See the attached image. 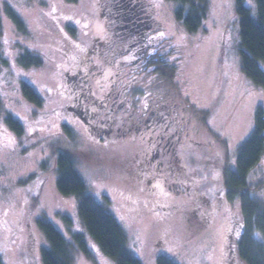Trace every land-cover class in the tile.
<instances>
[{
	"label": "rangeland",
	"instance_id": "1",
	"mask_svg": "<svg viewBox=\"0 0 264 264\" xmlns=\"http://www.w3.org/2000/svg\"><path fill=\"white\" fill-rule=\"evenodd\" d=\"M134 1L145 2L148 10L141 15L163 37V48L151 51V58L170 56L174 69L168 77L151 69V78L158 73L155 78L165 82L150 83V91L172 97L187 125L184 140L203 150L189 153L190 167L180 174L150 163L149 135L133 128L126 107L119 110L130 98L126 86L131 85L119 82L132 66L125 55L113 58L112 6L108 17L107 4L100 0H0V253L5 264H44L42 252L49 243L41 220L71 240V264H116L87 231L78 199L57 190L60 149L76 157L89 194L117 217L128 232L131 251L144 264H157L162 255L178 264H245L234 234L243 233L245 224L242 197L229 196L226 177L255 129L264 90L253 87L241 70L236 0H196L210 12L205 32L197 34L178 20L177 1ZM8 9L22 17L26 31L12 21ZM78 60L85 63L81 77L86 82L66 83ZM23 83L38 91L42 106L27 99ZM10 116L23 119V135L7 125ZM208 166L222 172L210 176ZM196 173H210L198 183L202 194L220 187L227 191L206 211L192 214L189 209L201 201L155 191L187 182ZM248 185L250 197L264 205V155ZM75 236H81L87 252Z\"/></svg>",
	"mask_w": 264,
	"mask_h": 264
},
{
	"label": "trees",
	"instance_id": "2",
	"mask_svg": "<svg viewBox=\"0 0 264 264\" xmlns=\"http://www.w3.org/2000/svg\"><path fill=\"white\" fill-rule=\"evenodd\" d=\"M144 1V0H142ZM180 5L176 16L182 21L190 34L205 32L210 12L197 5L196 0H171ZM207 2V0H205ZM204 1V3H206ZM120 7L113 12L121 19L135 16L134 12L125 11L129 0H116ZM124 6V8H123ZM190 6L188 13L185 8ZM145 13V2L139 5ZM150 9V8H149ZM12 21L21 31H26L22 17L8 9ZM106 16H110L108 12ZM235 20L239 26L241 70L251 85L264 90V2L262 0H236ZM157 31L160 32L158 29ZM28 67L32 62L26 58ZM159 69L161 65L159 64ZM164 75L172 74L174 69L163 67ZM23 92L27 99L36 106H42L43 98L29 83H23ZM7 125L15 134H24V121L20 117L10 116ZM264 155V108L256 114V124L250 138L240 147L236 169L226 177V187L231 198L241 196L242 212L245 218L242 242L237 243L238 256L245 264H264V205L250 197L249 175L260 163ZM77 159L69 151L60 149L57 153L55 170L58 174L56 187L64 196H74L79 202V216L87 231L100 246L102 251L116 264H144L129 247V235L117 217L106 206L89 194L87 183L77 168ZM67 222L70 219L65 218ZM69 224V223H68ZM40 229L48 240V247L42 252L44 264H71L73 244L58 227L47 220L39 222ZM258 234V235H257ZM83 252L87 246L81 236L74 239ZM0 264H5L0 253ZM157 264H178L166 255L158 257Z\"/></svg>",
	"mask_w": 264,
	"mask_h": 264
},
{
	"label": "flooded vegetation",
	"instance_id": "3",
	"mask_svg": "<svg viewBox=\"0 0 264 264\" xmlns=\"http://www.w3.org/2000/svg\"><path fill=\"white\" fill-rule=\"evenodd\" d=\"M100 1L101 5L103 3L104 6L107 4L105 7L108 13V9L112 6L113 12L117 14L120 6L116 4V0H110L109 2L107 0ZM139 5L134 0H129V3L125 4L124 10L129 11V13L134 12L135 16L121 19L118 15H115L110 19V24L113 26L112 35L110 34L113 37L112 42H110L113 45V58L125 55V58L131 60L132 66L130 74L125 77L126 79L119 82L131 83V85L126 86L129 90L130 98L119 107V110L122 107H126V111L130 112L133 128L137 132L142 133L140 135H149L151 147L149 148L148 159L150 163L156 168H165L173 175L180 174L183 169L187 170L190 167L188 159H185L189 156V153H192V151L200 153L203 149L201 147V149L196 150L194 149L196 146L191 145L188 139L184 140L183 136L188 135L187 125L185 121H182L184 118L179 117L177 105L172 103V97L165 95L167 93L159 95V90L150 91V83L165 82L164 79L155 78L158 73L151 78L154 73L153 71L150 72V70H158V72H161L159 76L168 77L169 75H164L162 68L167 67L171 70L173 69V64L170 61V56L158 55L156 58H151L154 54L151 51H161V48H163V37L157 30L151 29L152 22H146L148 18L141 15L143 12ZM110 36L109 38L111 39ZM159 64L161 65L160 69ZM152 65L154 66L151 67ZM84 66L85 63L79 60L74 61L70 69L76 71L75 75L68 76L67 74L66 83H71V80L76 83L86 82V76L81 77V75H85ZM113 83H118V81L113 80ZM121 89L123 90V87ZM153 139H156L157 142L152 143ZM220 171L222 172L221 167L215 166L212 168V173L209 174L217 177ZM209 174L199 176L196 173V176L193 175L194 178L187 182H177L172 186H167L166 189L156 187L155 191H168L170 196L180 200L196 199L201 201V205L191 210L189 209L192 214H198L199 211L202 212L212 208L211 203L214 200H222L223 195L227 192L220 187L219 191L215 190L211 193L202 194L199 191L198 187L200 185L198 186V183H203L202 181L207 180L210 177ZM149 183L153 185L150 181ZM174 207L171 209H181L179 205L175 209Z\"/></svg>",
	"mask_w": 264,
	"mask_h": 264
},
{
	"label": "snow or ice",
	"instance_id": "4",
	"mask_svg": "<svg viewBox=\"0 0 264 264\" xmlns=\"http://www.w3.org/2000/svg\"><path fill=\"white\" fill-rule=\"evenodd\" d=\"M262 2H264V0H262ZM261 99H264V95L261 96ZM232 164H235V161H232ZM240 228H242L243 226L242 225H239ZM235 236H236V242L239 243V242H242V239H243V234L242 233H239V232H236L234 233ZM258 235V234H257ZM234 246V245H233Z\"/></svg>",
	"mask_w": 264,
	"mask_h": 264
}]
</instances>
